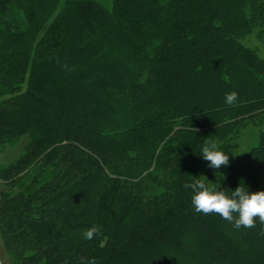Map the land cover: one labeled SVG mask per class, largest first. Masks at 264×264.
Listing matches in <instances>:
<instances>
[{
    "label": "trees",
    "instance_id": "16d2710c",
    "mask_svg": "<svg viewBox=\"0 0 264 264\" xmlns=\"http://www.w3.org/2000/svg\"><path fill=\"white\" fill-rule=\"evenodd\" d=\"M22 137L0 170L15 264H264L258 218L184 187L264 191V0H0V146Z\"/></svg>",
    "mask_w": 264,
    "mask_h": 264
},
{
    "label": "clouds",
    "instance_id": "9594fccd",
    "mask_svg": "<svg viewBox=\"0 0 264 264\" xmlns=\"http://www.w3.org/2000/svg\"><path fill=\"white\" fill-rule=\"evenodd\" d=\"M238 99L236 92L225 94V102L235 105ZM208 162L211 169H220L229 165L230 156L220 149L215 141L206 140L199 153ZM238 155V154H237ZM216 175H222L217 172ZM195 179L191 184L184 187L192 191L191 203L196 213L208 215L218 214L222 219L231 223L236 229L241 227L251 229L256 227V219L264 225V191L250 192L248 188L240 185L227 195L220 184L210 182L206 177ZM205 180L209 183L206 184ZM245 185V184H244ZM98 229L93 226L87 229L83 236L87 240L94 238ZM264 234V233H262Z\"/></svg>",
    "mask_w": 264,
    "mask_h": 264
},
{
    "label": "rangeland",
    "instance_id": "374dc122",
    "mask_svg": "<svg viewBox=\"0 0 264 264\" xmlns=\"http://www.w3.org/2000/svg\"><path fill=\"white\" fill-rule=\"evenodd\" d=\"M27 142L26 137L14 139L0 146V170L15 163L24 152V146ZM6 191V185L0 180V197L1 193ZM16 260L4 245L2 232L0 229V264H15Z\"/></svg>",
    "mask_w": 264,
    "mask_h": 264
}]
</instances>
